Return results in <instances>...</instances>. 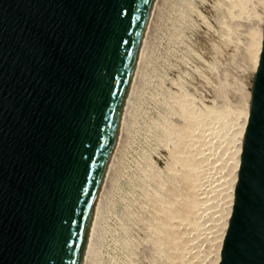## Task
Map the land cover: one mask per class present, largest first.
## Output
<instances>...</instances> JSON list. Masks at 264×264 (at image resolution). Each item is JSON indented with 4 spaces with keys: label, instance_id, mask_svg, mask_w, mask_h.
Segmentation results:
<instances>
[{
    "label": "water",
    "instance_id": "1",
    "mask_svg": "<svg viewBox=\"0 0 264 264\" xmlns=\"http://www.w3.org/2000/svg\"><path fill=\"white\" fill-rule=\"evenodd\" d=\"M150 4L0 0V264H78ZM262 42L218 264H264Z\"/></svg>",
    "mask_w": 264,
    "mask_h": 264
},
{
    "label": "rangeland",
    "instance_id": "2",
    "mask_svg": "<svg viewBox=\"0 0 264 264\" xmlns=\"http://www.w3.org/2000/svg\"><path fill=\"white\" fill-rule=\"evenodd\" d=\"M262 1L161 0L135 107L116 158L110 194L101 216L102 239L93 264H180L179 260L183 264H215L219 255L218 260L221 258L225 232L222 240L220 235L231 208V188L237 174L235 146L243 119L239 108L248 107L254 72L246 46L251 37L256 40L255 31L261 27ZM183 100L197 106L198 115L209 106L214 112L209 119L200 117L195 120L197 123L190 120L189 126L194 123L193 131L187 130L192 132L190 136L185 134L181 138L178 126L184 125L180 117L184 112ZM178 144L186 145L182 148L183 156L188 149L194 151L193 147L199 150L193 159L198 167L194 171L197 197L193 204L196 205L184 220L176 218L178 215L162 218L165 214L161 211L165 210L153 206L160 199H157L159 192L165 209H184V198L188 199L189 195L179 191L186 181L187 167L181 160V163L175 161L177 168L172 163L175 159L172 151ZM170 162L177 171L173 167L170 170ZM179 169L185 170L181 171L184 177ZM188 183L182 185L183 191L186 185L188 190ZM166 222L169 225L173 222V232L181 240L179 254L165 238V232L171 230ZM218 242H221L219 250Z\"/></svg>",
    "mask_w": 264,
    "mask_h": 264
},
{
    "label": "bare ground",
    "instance_id": "3",
    "mask_svg": "<svg viewBox=\"0 0 264 264\" xmlns=\"http://www.w3.org/2000/svg\"><path fill=\"white\" fill-rule=\"evenodd\" d=\"M160 2L161 0H151V4H150V7H149V11H148V14L146 16V20H145V23H144V27H143V31H142V34H141V37H140V41H139V44H138V47H137V50H136V53H135V56H134V60H133V64H132V69H131V73H130V77H129V81H128V85L126 87V91H125V94H124V98H123V103H122V108H121V111H120V115H119V119H118V122H117V125H116V129H115V134H114V139H113V143H112V146H111V151H110V154H109V157H108V160L106 162V165H105V168H104V171H103V174H102V177H101V180H100V184H99V188L97 190V194H96V197H95V200H94V204H93V207H92V211H91V215H90V219H89V224H88V227H87V231H86V234H85V238H84V242H83V246H82V251H81V254H80V257H79V261H78V264H93L96 256H97V253H98V244H99V241L101 242V227L102 225L100 224L101 222V216L103 215L102 213L103 210H104V206L107 204L106 200H107V197L108 195L110 194V189H111V182H112V179H113V175H114V171H115V162L116 161V158H117V155L120 154V151H121V147H122V142H123V139L124 136H125V132L127 131L126 128H127V125L128 123H130V118H131V114H132V111L135 107V103H136V92H137V87L139 85V80H140V77L142 75V71H143V68H144V60H145V55L147 54V49H148V42H149V39L151 37V32H152V29L154 28V24H155V20L157 18V14H158V10H159V5H160ZM248 2V1H247ZM262 6H263V9H262V15L260 14V18H262V23H261V27L259 30L255 31L256 33V40L253 41L252 37L249 39V42L247 43V50L250 51L249 53L251 54V58H250V64L252 65V69H254V71L257 69V66H258V61L260 59V53H261V49H262V44H263V37H264V31H263V28H264V1H262ZM260 20V21H261ZM227 31V30H226ZM228 34V33H227ZM255 43V44H254ZM254 45V49H252V46ZM176 84V83H175ZM141 92V91H140ZM186 92V91H185ZM184 92V93H185ZM182 93V92H180ZM179 94V93H178ZM186 94V93H185ZM184 94V95H185ZM188 94V93H187ZM182 95V94H180ZM178 96V95H177ZM183 96V95H182ZM176 97V96H175ZM179 97V96H178ZM180 98V97H179ZM187 100L188 98L185 97ZM250 98V97H249ZM183 99V98H182ZM180 103H181V100L179 99ZM178 102V101H177ZM182 107L181 106V110L182 108L184 109V112L182 111V115H180V117L182 116L183 117V122H184V125L182 126L180 124L179 129L181 130V135L179 137L183 138V136H190V133H192L191 131H193L191 129V127H193L192 125H194V123H197L198 121L195 122V120H198L201 118H208L209 116L213 115V112H214V109L213 107H207L205 108L204 111H200L199 115H198V111L199 109L196 108L197 106H192L194 104H192L191 102V105L189 102L187 101H182ZM179 103V102H178ZM179 107H180V104H178ZM248 107L247 108H239V113H242V123H241V131H240V135L239 137L237 138L238 139V145L235 146L236 149V158L234 159V166L236 168V172L237 174L235 175L234 174V178H235V183L234 185H232V191H231V195H230V207L229 208V214L228 216H226V220L224 222V227L222 228V233L220 235V239L223 238V234L224 232L226 233L225 229L227 230V225L229 224L228 221L230 220V217H231V213H232V206H233V203H234V196H235V189H236V183H237V177H238V171H239V165H240V160H241V154H242V148H243V142H244V136H245V131H246V126H247V121H248V116H249V103L247 104ZM178 107V106H177ZM205 107V106H204ZM179 109V110H180ZM180 113V112H179ZM202 113V114H201ZM201 114V115H200ZM215 116V115H214ZM213 117V116H211ZM195 118V119H193ZM209 119V118H208ZM165 120V119H164ZM190 120H194V123L191 124V126H189V122ZM206 120V119H205ZM170 122V121H169ZM181 122V123H183ZM174 123V122H173ZM192 123V122H191ZM161 125V124H160ZM182 126V127H181ZM181 127V128H180ZM176 128V127H175ZM166 129V127H165ZM164 129V130H165ZM191 131H187V130H190ZM171 131V130H170ZM176 131V130H175ZM172 132V131H171ZM178 132V131H177ZM172 134V133H171ZM187 134V135H185ZM203 134V133H202ZM170 135V133L168 134ZM177 135H179L177 133ZM176 135V136H177ZM167 136V134H166ZM165 136V137H166ZM126 137V136H125ZM174 137V136H173ZM193 137V136H191ZM167 138V137H166ZM178 138V136H177ZM180 138V139H181ZM171 139V138H170ZM188 139V138H187ZM191 139V138H190ZM183 140V139H182ZM185 140V139H184ZM193 140V138H192ZM192 140L190 142H192ZM169 141V140H168ZM193 141H196L195 140V137H194V140ZM178 142V141H177ZM175 144V142H173ZM182 143V141H181ZM180 143V144H181ZM194 143V142H193ZM229 143V142H228ZM187 144V143H186ZM191 144V143H190ZM188 145V144H187ZM186 145H184V147H180V145L178 144V146H175L173 148V155H174V161H172V163H174V165L176 166L175 168H177V164H175V161H177L178 163H181V161H183V164L184 167L187 169L186 171V174H185V179L186 181L184 182V174L181 173V171H185L184 169L180 170V173L183 174V177L181 176V180H182V183H188V190H187V185H186V191H183V184L180 186V188L182 187L181 191H179L180 193H182L183 195L185 194V192H188L187 194L189 195H186L188 196L187 198L188 199H185L184 198V205L182 206L184 209H169L168 207H166L165 209V205L162 204V203H165V202H161L163 200H160L162 197L160 196V193L158 191H156L157 193V199L159 200L157 201L156 200V197H151L152 199H155L157 201V203L154 201V203L156 204H153L154 205H158V208L156 206V209L158 210L160 208L161 209H164L166 211H161L162 213H164L165 215H162V218H164L166 215L169 217H173L175 218L176 215H178V217L176 218H187L186 216L188 215V213H190L192 211L193 208H195L194 206L196 204H193L195 203L194 201H196V195H197V191H196V187L194 189V183L196 181V177L194 176L195 175V170H196V167H197V164H195L194 162V157L198 154L199 150L197 151V148L196 147H193L194 151L193 150H190L189 152L191 154L188 155V150L185 151L187 152V154L185 153V155L183 156L182 152L184 153V149L182 148H185ZM189 148V147H188ZM191 148V147H190ZM196 148V149H195ZM200 148V147H199ZM170 151V152H171ZM119 153V154H118ZM172 156V154H171ZM173 158V157H172ZM196 159V158H195ZM172 160V159H171ZM179 160V161H178ZM181 160V161H180ZM176 162V163H177ZM197 162V161H196ZM170 162L171 165H169V167H171L170 170H172V167L174 166ZM153 167V166H152ZM182 167V166H181ZM180 167V168H181ZM174 168V167H173ZM174 168V169H175ZM198 168V167H197ZM178 170V169H177ZM175 169V171H177ZM174 171V172H175ZM178 171V172H179ZM197 171V170H196ZM173 172V173H174ZM177 172V173H178ZM149 173V172H148ZM171 172H169L170 174ZM185 173V172H184ZM175 174V173H174ZM179 174V173H178ZM172 175V174H170ZM174 176V175H173ZM179 176V175H178ZM172 177V176H171ZM176 178V177H175ZM180 178V177H179ZM183 178V179H182ZM164 180V179H163ZM180 180V179H179ZM193 183V184H192ZM199 184V183H198ZM199 187V186H198ZM178 187V189H180ZM184 188H185V185H184ZM200 189V188H199ZM198 190V189H197ZM177 191V192H178ZM176 192V191H175ZM155 193V194H156ZM159 194V195H158ZM162 195V194H161ZM178 195V194H177ZM160 196V197H158ZM184 196V197H186ZM196 196V197H195ZM163 199V198H162ZM177 199V198H176ZM180 200V199H178ZM152 201V200H151ZM106 202V204H105ZM181 202V201H180ZM200 202V201H199ZM179 203V202H178ZM169 206V205H168ZM181 206V205H180ZM228 206V207H229ZM106 207V206H105ZM155 207V206H154ZM114 208V207H113ZM181 208V207H180ZM154 209V208H153ZM159 210V211H160ZM105 211V210H104ZM180 212V213H179ZM158 215V214H157ZM160 215V216H161ZM164 216V217H163ZM103 217V216H102ZM158 217V216H157ZM189 217V215H188ZM157 219V218H156ZM172 219V218H171ZM170 219V220H171ZM162 220V219H161ZM165 220V219H164ZM160 222V221H159ZM168 222H166L167 224ZM172 223V224H171ZM169 227H171L170 231L166 234L165 232V235H166V240L168 242L171 243V246L175 252V250H179L180 251V248H181V240L178 239V235L176 234V232H173L174 230L172 228H174V225H173V222H171ZM163 224V222H162ZM165 224V225H166ZM223 224V223H222ZM101 225V226H100ZM180 235V234H179ZM225 235V234H224ZM164 236V235H163ZM164 238V239H165ZM162 240V238H159ZM158 239V240H159ZM180 240V241H179ZM222 240V239H221ZM166 241V242H167ZM157 242V241H156ZM161 242V241H160ZM165 242V241H163ZM223 242V241H222ZM158 243V242H157ZM219 243V247L217 248L219 250L220 248V243L221 242H218ZM163 244V243H161ZM165 244V243H164ZM167 245H164V246H167ZM158 246V245H157ZM160 246V244H159ZM167 246V247H169ZM162 248H164L162 246ZM161 248V249H162ZM170 248V247H169ZM159 249V248H158ZM160 250V249H159ZM158 250V251H159ZM164 251L165 250H161ZM170 251V250H169ZM178 252V251H177ZM177 252L175 254H173V258H175V255H177ZM172 253V252H171ZM180 252H178L179 254ZM168 254V253H167ZM220 254V253H219ZM169 256H172V254H168ZM181 255V254H180ZM179 256V255H178ZM177 257V256H176ZM220 257V255L216 258L215 260V264L218 260V258ZM180 257L178 258L177 257V260H179ZM175 260V259H174ZM182 260V259H181ZM180 261V260H179ZM178 263H182V261H180ZM183 264V263H182ZM218 264V263H217Z\"/></svg>",
    "mask_w": 264,
    "mask_h": 264
}]
</instances>
